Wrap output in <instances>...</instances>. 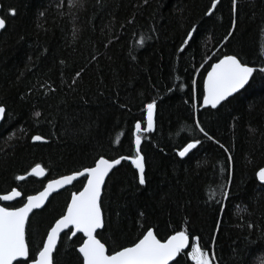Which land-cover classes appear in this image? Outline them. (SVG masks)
Instances as JSON below:
<instances>
[{"label": "trees", "instance_id": "trees-1", "mask_svg": "<svg viewBox=\"0 0 264 264\" xmlns=\"http://www.w3.org/2000/svg\"><path fill=\"white\" fill-rule=\"evenodd\" d=\"M0 5L1 195L16 188L25 201L49 179L92 167L100 157L134 156L139 121L146 183L139 185L130 159L108 177L101 196L105 227L98 231L108 253L148 228L162 241L185 230L191 243L215 253V264H264V185L256 178L264 167V73L258 70L264 0H238L235 12L232 0H219L212 15H205L211 0ZM224 55L257 71L241 92L215 109L203 107L204 76ZM153 100L154 130L146 132L145 105ZM34 135L44 140L33 141ZM192 140L200 144L179 157ZM37 163L45 168L42 178L30 175ZM84 183L77 180L31 214L26 238L33 251ZM21 205L20 198L7 207ZM80 236H61L55 264H82ZM188 251L176 258L180 264H194Z\"/></svg>", "mask_w": 264, "mask_h": 264}, {"label": "snow or ice", "instance_id": "snow-or-ice-1", "mask_svg": "<svg viewBox=\"0 0 264 264\" xmlns=\"http://www.w3.org/2000/svg\"><path fill=\"white\" fill-rule=\"evenodd\" d=\"M219 0H211V6L205 15H212L217 7ZM238 0H232L233 12L236 11ZM15 15V9L9 10ZM234 26V23H233ZM5 27V20L0 18V29ZM196 26L187 33V38L183 44L187 45L193 38ZM232 33L224 37L227 40ZM143 41H137L142 43ZM183 47V45H182ZM259 72L264 73V67H260ZM256 68L241 62L236 55H224L217 63L211 65V70L207 73V78L203 84V104L216 108L222 101L245 87L253 77ZM80 75L79 72L76 73ZM156 108L155 100L145 105L146 123L145 131L153 128V116ZM5 108L0 106V117L3 116ZM39 115V113H35ZM141 122L135 125L136 152L134 156H121L117 159H105L100 157L94 162V166L84 168L82 171H75L70 175L60 176L58 179H49L47 184L35 195H27L26 202L23 194L16 188L6 194L0 195V201H12L14 198H21L20 207L0 206V264H55L54 251L57 250L58 240L63 233L68 239L82 234L78 253L82 257V264H180L177 258L184 253L187 248L191 251L186 253L194 264H215L216 257L214 252L203 249L197 243L190 242L191 234L185 230L174 231V234L167 236L163 241L158 239L152 228L141 234V236L130 246L120 247L113 250L110 254L106 244L98 238V230L105 227V219L102 210V187L109 171L116 165H120L122 160H129L138 172L139 185H145V163L144 157L140 153ZM200 132L208 137V133L196 124ZM211 139V137H208ZM33 141H42L41 135L32 136ZM200 144V140H192L180 148L177 155L185 157L190 150L195 149ZM231 160V157H229ZM31 174L36 177L45 175V168L39 163L31 168ZM78 177H84L86 182L82 189L71 195L70 202L66 205V210L54 220L45 237L41 240V246L35 251L30 248L26 238V226L30 219V214H34V209H42L50 194L71 184ZM256 177L260 182H264V167L259 168ZM24 176H17V180H23ZM228 193L224 192V196ZM251 226V225H250Z\"/></svg>", "mask_w": 264, "mask_h": 264}, {"label": "water", "instance_id": "water-1", "mask_svg": "<svg viewBox=\"0 0 264 264\" xmlns=\"http://www.w3.org/2000/svg\"><path fill=\"white\" fill-rule=\"evenodd\" d=\"M0 11H1V5H0ZM0 18H1V16H0ZM4 29V28H3ZM3 29H0V32L3 30ZM219 61V60H218ZM218 61H216L215 63H217ZM214 64V63H213ZM211 70V66H210V68L208 69V71H210ZM208 71L206 72V74H205V76H204V80L207 78V73H208ZM204 80H203V84H204ZM250 80H251V78H250ZM250 80H249V82H250ZM249 84V83H248ZM248 84H246L245 85V87L248 85ZM244 87V88H245ZM244 88H242V89H239L236 93H233L230 97H228V98H226V100H228V99H230L231 97H233L234 95H236V94H238L239 92H241ZM225 100V101H226ZM224 101H222L219 105H217V107L218 106H220L222 103H223ZM202 106L203 107H211L210 105H204L203 104V100H202ZM216 107V108H217ZM212 108V107H211ZM213 109H215V108H213ZM4 115H5V112H4V114H3V116L2 117H0V124L2 123V121H3V119H4ZM146 127H147V123H146ZM153 130H154V116H153V128H152V130L151 131H146V132H153ZM135 133H137L136 132V130H135ZM191 151V150H190ZM189 151V152H190ZM187 155V154H186ZM179 156V155H178ZM180 157V156H179ZM181 158H183V157H181ZM106 159V158H105ZM122 162V161H121ZM121 164V163H120ZM120 165H116V166H114L110 171H109V174H108V176H106V178H105V183H106V181H107V179H108V177L111 175V173L116 169V168H118ZM134 166V165H133ZM82 171V170H81ZM71 174V173H70ZM70 174H66V175H70ZM30 175H32L31 174V171H30ZM32 176H34V175H32ZM36 177V176H35ZM37 178H42V177H37ZM59 178V177H58ZM58 178H55V179H58ZM82 178H84V177H78L75 181H73L71 184H68V185H65V186H63L62 188H60V189H58V190H56L55 192H53L52 194H50V197L52 196V195H54V194H57V193H59V192H61V191H63L64 189H66V188H68V187H70L74 182H76L77 180H80V179H82ZM257 178V177H256ZM257 181L259 182V184H261V185H264V182H260L259 180H258V178H257ZM85 182H86V180H85ZM47 184V182L45 183V185ZM44 185V186H45ZM104 186H105V184H104ZM104 186L102 187V192H103V189H104ZM43 190V188L40 190V191H42ZM39 192V191H38ZM37 192V193H38ZM36 194V193H35ZM35 194H33V195H35ZM101 196H102V193H101ZM50 197H49V199H50ZM20 198H14V200H12V201H0L1 203H13V202H15V201H17V200H19ZM48 199V200H49ZM70 199H71V197H70ZM47 200V201H48ZM47 201L45 202V205H46V203H47ZM24 202H26V198H25V201ZM69 202H70V200H69ZM44 205V206H45ZM1 206V205H0ZM22 206V205H21ZM44 206H42V208L44 207ZM39 210H41V209H39ZM38 209H34L33 210V212L34 211H39ZM30 216H31V214H30ZM98 231H100V230H98ZM63 235V233L61 234V236ZM78 235V234H77ZM80 235H82V234H80ZM61 238V237H60ZM59 241H60V239L58 240V243H59ZM58 246V245H57ZM188 249V248H187ZM186 249V250H187ZM54 253H55V251H54ZM82 258V257H81ZM174 259H176V258H174ZM172 262L170 261L169 262V264H171Z\"/></svg>", "mask_w": 264, "mask_h": 264}, {"label": "flooded vegetation", "instance_id": "flooded-vegetation-1", "mask_svg": "<svg viewBox=\"0 0 264 264\" xmlns=\"http://www.w3.org/2000/svg\"><path fill=\"white\" fill-rule=\"evenodd\" d=\"M0 195H1V194H0ZM2 195H3V194H2ZM9 204H12V203H1V202H0V205L3 206V207H7V205H9Z\"/></svg>", "mask_w": 264, "mask_h": 264}]
</instances>
